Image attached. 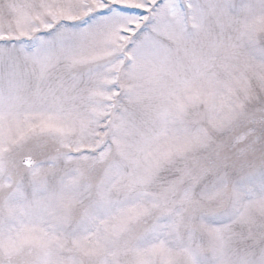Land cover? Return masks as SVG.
Listing matches in <instances>:
<instances>
[{
	"label": "snow or ice",
	"instance_id": "obj_1",
	"mask_svg": "<svg viewBox=\"0 0 264 264\" xmlns=\"http://www.w3.org/2000/svg\"><path fill=\"white\" fill-rule=\"evenodd\" d=\"M0 264H264V0H0Z\"/></svg>",
	"mask_w": 264,
	"mask_h": 264
}]
</instances>
